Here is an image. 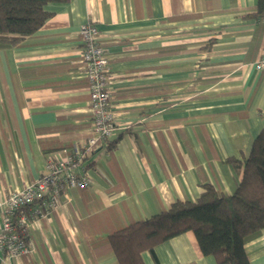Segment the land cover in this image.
<instances>
[{
  "label": "crops",
  "instance_id": "obj_1",
  "mask_svg": "<svg viewBox=\"0 0 264 264\" xmlns=\"http://www.w3.org/2000/svg\"><path fill=\"white\" fill-rule=\"evenodd\" d=\"M257 2L69 0L50 5L36 33L0 48V224L9 190L37 180L48 154L92 135L79 34L89 22L110 58L117 123L84 161L92 185L69 189L48 218H32L31 252L0 250V264H119L104 240L112 232L196 201L206 184L234 192L241 175L230 159H246L264 127ZM245 248L250 264H264V229ZM155 255L144 252V263L215 264L192 231Z\"/></svg>",
  "mask_w": 264,
  "mask_h": 264
},
{
  "label": "trees",
  "instance_id": "obj_2",
  "mask_svg": "<svg viewBox=\"0 0 264 264\" xmlns=\"http://www.w3.org/2000/svg\"><path fill=\"white\" fill-rule=\"evenodd\" d=\"M68 1L0 0V48L36 33L52 14L49 6ZM254 16L264 17V0H258ZM230 161L241 175L232 194L206 184L196 201L177 200L168 209L109 234L104 240L119 264H145L146 251L157 261L158 245L188 231L215 264H250L245 244L264 229V127L248 157Z\"/></svg>",
  "mask_w": 264,
  "mask_h": 264
},
{
  "label": "built area",
  "instance_id": "obj_3",
  "mask_svg": "<svg viewBox=\"0 0 264 264\" xmlns=\"http://www.w3.org/2000/svg\"><path fill=\"white\" fill-rule=\"evenodd\" d=\"M81 75L89 84V113L92 135L84 146L76 144L48 154L44 170L37 180L19 190H9L2 202L0 250L8 257H19L31 252L28 230L32 218H48L62 206V196L69 189L87 188L93 180L83 169L86 157L105 146L117 130L110 89V58L100 41V33L93 22L83 24ZM256 69L264 70V57Z\"/></svg>",
  "mask_w": 264,
  "mask_h": 264
}]
</instances>
